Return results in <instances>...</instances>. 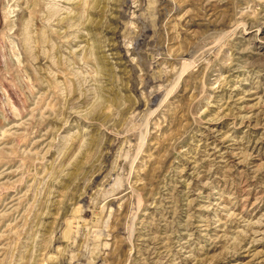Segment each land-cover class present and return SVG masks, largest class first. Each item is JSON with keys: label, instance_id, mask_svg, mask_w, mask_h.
Segmentation results:
<instances>
[{"label": "rangeland", "instance_id": "rangeland-1", "mask_svg": "<svg viewBox=\"0 0 264 264\" xmlns=\"http://www.w3.org/2000/svg\"><path fill=\"white\" fill-rule=\"evenodd\" d=\"M0 264H264V0H0Z\"/></svg>", "mask_w": 264, "mask_h": 264}]
</instances>
